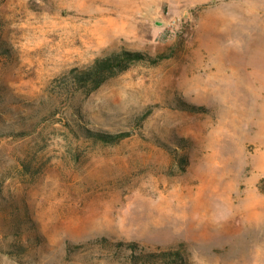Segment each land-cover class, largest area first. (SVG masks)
Segmentation results:
<instances>
[{"label":"rangeland","instance_id":"374dc122","mask_svg":"<svg viewBox=\"0 0 264 264\" xmlns=\"http://www.w3.org/2000/svg\"><path fill=\"white\" fill-rule=\"evenodd\" d=\"M121 50L164 57L62 86ZM117 242L264 264V0H0V264Z\"/></svg>","mask_w":264,"mask_h":264},{"label":"trees","instance_id":"16d2710c","mask_svg":"<svg viewBox=\"0 0 264 264\" xmlns=\"http://www.w3.org/2000/svg\"><path fill=\"white\" fill-rule=\"evenodd\" d=\"M164 56L151 58L139 51L121 50L109 55L97 57L92 63L82 69L72 68L62 77V86L66 89H95L103 84L109 77L119 71L125 70L130 64L141 61L156 63ZM91 135L105 142H115L128 135L127 133L89 132ZM106 242V239H100ZM120 249H128L129 264H188L187 257L178 249H168L161 252H135L136 243L117 242Z\"/></svg>","mask_w":264,"mask_h":264},{"label":"bare ground","instance_id":"6f19581e","mask_svg":"<svg viewBox=\"0 0 264 264\" xmlns=\"http://www.w3.org/2000/svg\"><path fill=\"white\" fill-rule=\"evenodd\" d=\"M225 66H226V65H225ZM247 68H248V67H247ZM237 96H238V94H235V98L238 99L239 96H238V97H237ZM243 104H246V103L243 101ZM239 107L241 108L242 106L240 105ZM240 108H237L238 114H243V113H244L243 111H244L245 109H240ZM242 108H243V107H242ZM229 110L232 111L231 108H230ZM229 112H230V111H229ZM235 119H236L235 117L232 118V119H231V123H234V120H235Z\"/></svg>","mask_w":264,"mask_h":264}]
</instances>
